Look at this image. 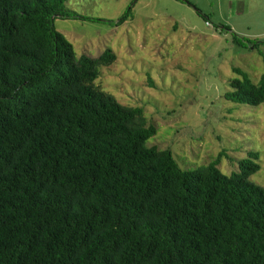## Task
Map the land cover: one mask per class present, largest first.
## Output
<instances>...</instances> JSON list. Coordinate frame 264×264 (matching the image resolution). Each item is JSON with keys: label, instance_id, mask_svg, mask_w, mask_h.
I'll return each instance as SVG.
<instances>
[{"label": "trees", "instance_id": "1", "mask_svg": "<svg viewBox=\"0 0 264 264\" xmlns=\"http://www.w3.org/2000/svg\"><path fill=\"white\" fill-rule=\"evenodd\" d=\"M67 2L0 0V264H264L258 154L226 176L149 145L144 110L96 84L114 52L78 58L57 31ZM234 72L225 99L264 105V73Z\"/></svg>", "mask_w": 264, "mask_h": 264}, {"label": "rangeland", "instance_id": "2", "mask_svg": "<svg viewBox=\"0 0 264 264\" xmlns=\"http://www.w3.org/2000/svg\"><path fill=\"white\" fill-rule=\"evenodd\" d=\"M66 8L78 18L57 19V31L78 58L114 52L117 61L100 69L96 84L119 104L144 110L158 130L149 145L171 151L188 171L222 157L226 176L258 154L251 181L264 188V105L225 99L242 79L234 69L258 83L263 59L222 31L264 43V0H68Z\"/></svg>", "mask_w": 264, "mask_h": 264}]
</instances>
